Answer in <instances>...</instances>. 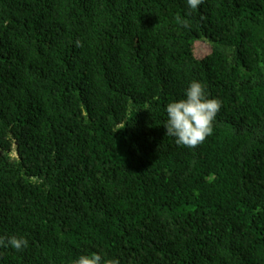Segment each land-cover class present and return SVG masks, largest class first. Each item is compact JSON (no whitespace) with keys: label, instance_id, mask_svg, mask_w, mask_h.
<instances>
[{"label":"trees","instance_id":"16d2710c","mask_svg":"<svg viewBox=\"0 0 264 264\" xmlns=\"http://www.w3.org/2000/svg\"><path fill=\"white\" fill-rule=\"evenodd\" d=\"M194 80L221 108L189 148L164 125ZM13 235L0 264H264V0H0Z\"/></svg>","mask_w":264,"mask_h":264},{"label":"clouds","instance_id":"9594fccd","mask_svg":"<svg viewBox=\"0 0 264 264\" xmlns=\"http://www.w3.org/2000/svg\"><path fill=\"white\" fill-rule=\"evenodd\" d=\"M203 0H187L190 9L195 10ZM178 22L180 18L178 17ZM77 47L82 43L77 40ZM221 108L218 99L209 98L205 86L199 81H192L185 91L184 98L167 104L166 135L175 138L177 145L196 148L212 135L213 124ZM28 245L27 239L19 236H0V247H11L21 251ZM73 264H120L115 258L106 259L99 253L81 255Z\"/></svg>","mask_w":264,"mask_h":264},{"label":"rangeland","instance_id":"374dc122","mask_svg":"<svg viewBox=\"0 0 264 264\" xmlns=\"http://www.w3.org/2000/svg\"><path fill=\"white\" fill-rule=\"evenodd\" d=\"M198 50H199L200 53H203L204 52V47L200 46V48Z\"/></svg>","mask_w":264,"mask_h":264}]
</instances>
